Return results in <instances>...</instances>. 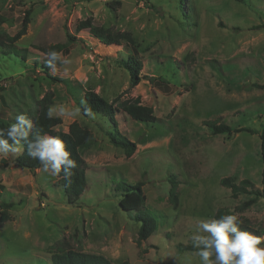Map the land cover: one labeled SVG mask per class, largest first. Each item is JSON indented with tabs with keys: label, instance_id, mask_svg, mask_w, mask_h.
Returning a JSON list of instances; mask_svg holds the SVG:
<instances>
[{
	"label": "rangeland",
	"instance_id": "374dc122",
	"mask_svg": "<svg viewBox=\"0 0 264 264\" xmlns=\"http://www.w3.org/2000/svg\"><path fill=\"white\" fill-rule=\"evenodd\" d=\"M26 11L30 22L16 42L28 50L26 59L3 55ZM86 20L129 33L136 47L101 43L82 26ZM0 40L6 45L0 48V118L13 123L25 114L34 122L51 94L53 116L62 119L56 131L78 122L95 135L82 151L87 189L76 204L67 203L59 175L19 167L18 153L0 156V204L11 203L0 205V264H54L52 253L61 247L116 264H201L198 250H189L192 237L207 235L198 224L217 219L220 208L264 239V199L234 196L221 184L247 179L252 191L263 187L264 0H0ZM62 44L66 50H54ZM51 51L70 61L48 72L62 80L40 64ZM129 54L142 62L137 84L117 62ZM90 90L115 107L139 99L154 109L152 123L120 109L116 114L121 131L137 144L131 157L110 142L107 119L80 111ZM60 106L79 114L60 115ZM206 121L251 132L215 135ZM171 175L180 183L177 207L168 200ZM122 179L144 183L146 206L160 221L146 241L138 239L140 224L119 206Z\"/></svg>",
	"mask_w": 264,
	"mask_h": 264
},
{
	"label": "trees",
	"instance_id": "16d2710c",
	"mask_svg": "<svg viewBox=\"0 0 264 264\" xmlns=\"http://www.w3.org/2000/svg\"><path fill=\"white\" fill-rule=\"evenodd\" d=\"M240 3H245L246 0H235ZM178 8H182V6L178 4ZM193 7H189V14H185L184 16L189 17ZM185 12V11H184ZM29 11L25 12L23 17L22 28L13 36H8V42L5 45L3 40H0V48L2 46H6L8 50L3 52V55L9 54L14 55L21 59H26L28 50L19 48L16 45L21 37L26 33L27 27L29 24ZM82 26L84 28H90L92 35L101 43L107 44H122V42H126V44L131 45L133 48L136 47V41L129 33H112L108 29L103 27L95 26L91 20H86L82 22ZM69 41H74L75 37L68 34ZM54 50L62 51L66 50V45H56L53 47ZM136 50V49H135ZM137 51V50H136ZM47 60L44 59L40 62L41 66L46 70V74L55 80H62L58 77H53L49 72L50 68L47 66ZM39 61L36 59V63ZM118 64L126 69L131 77V82L133 84H137L139 82L138 76L139 72L142 70V62L137 59L135 54H129V56L125 59H119ZM155 80V79H154ZM159 80V78H158ZM160 81H164L163 78ZM83 102L80 104V111L85 117L88 116H99L103 119H107L110 122V126L112 130H107L106 134L110 140V142L121 149H123L125 155L127 157H131L136 149V142L130 140L123 131H121L118 121L116 119V114L118 110H122L131 118L137 121L152 123L156 121V116L154 109L147 105L140 104L139 99H136L134 102H123L121 105L115 107L112 103L107 101L104 97L99 95L94 91H87L84 95ZM53 104V98L51 94L46 95V97L40 102V108L38 114L34 118L33 126L34 131H40L41 135L48 134L54 137H59L62 139L68 148V150L72 153V159L76 161L77 167L73 169V176L71 177V182L64 179L63 172L59 174L60 180L59 185L63 188L65 197L67 198L68 204H76L81 195L87 189V162L83 158L82 151L89 148L94 142L95 138L93 133L83 126H81L78 122H73L68 132L56 131L55 128L62 123V119L60 117H55L49 119L47 118V111L50 106ZM85 108L91 109V114L85 113ZM11 123L0 118V131L6 133L9 125ZM205 125H207L213 134H232L233 132H241V131H249L250 129L238 128L233 130L231 126L224 122L218 121H206ZM6 138V136H5ZM31 135L29 139H31ZM11 143V141H9ZM21 144L23 145V151L18 153L14 159L15 163L23 169H28L30 171H35L36 169L42 168L40 163L36 160H33L27 155V144L22 140ZM261 156L263 162V170H262V189H256L252 191L250 187L252 186L251 182L247 179H244L240 184H236L235 182H231L229 178H224L221 180V184L223 186L231 188L232 194L234 196H238L242 193H253L257 197L264 199V129L261 134ZM170 189L168 200L173 204L174 207L178 206L179 203V180L176 175H171L169 178ZM144 183L142 181L132 183L128 179H122L118 182L116 190L120 193L119 206L123 211H127L130 215L133 222L140 224L138 230V239L139 241L148 240L158 229L160 221H158L155 213L148 209L146 206V195L143 190ZM3 207L11 206V203H1ZM225 215L223 213V209L220 208L217 211L216 218H220ZM241 230L244 231H254L253 229H249L243 223H240ZM257 234L259 232L255 231ZM259 236V235H257ZM189 248V247H187ZM198 250L195 246H191L189 250ZM52 262L54 264H116L108 257L97 254V253H89L83 250L73 249V248H57L55 252L52 253Z\"/></svg>",
	"mask_w": 264,
	"mask_h": 264
},
{
	"label": "clouds",
	"instance_id": "9594fccd",
	"mask_svg": "<svg viewBox=\"0 0 264 264\" xmlns=\"http://www.w3.org/2000/svg\"><path fill=\"white\" fill-rule=\"evenodd\" d=\"M46 62L53 72L56 71V62L70 63L66 59L62 60L56 51L47 54ZM55 111V108H49L47 118H53ZM84 111L91 114L89 108H85ZM59 114L76 116L79 110L69 112L60 106ZM40 131H34L32 120L25 114H18L6 133L0 131V156L21 153L23 140L27 144L28 157L38 161L45 173L55 177L63 172L64 179L71 182L73 169L77 167L71 151L59 137L41 135ZM240 223L236 215L227 214L210 222L201 221L198 224V230L207 233L206 236L192 237L201 264H264V239L241 230Z\"/></svg>",
	"mask_w": 264,
	"mask_h": 264
}]
</instances>
